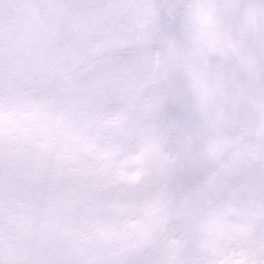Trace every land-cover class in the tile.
Wrapping results in <instances>:
<instances>
[{
	"label": "snow or ice",
	"instance_id": "1",
	"mask_svg": "<svg viewBox=\"0 0 264 264\" xmlns=\"http://www.w3.org/2000/svg\"><path fill=\"white\" fill-rule=\"evenodd\" d=\"M0 264H264V0H0Z\"/></svg>",
	"mask_w": 264,
	"mask_h": 264
}]
</instances>
